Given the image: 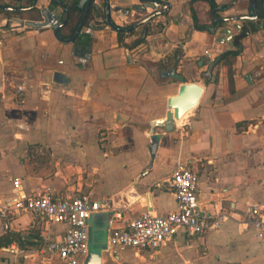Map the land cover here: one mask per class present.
<instances>
[{
	"label": "crops",
	"instance_id": "crops-1",
	"mask_svg": "<svg viewBox=\"0 0 264 264\" xmlns=\"http://www.w3.org/2000/svg\"><path fill=\"white\" fill-rule=\"evenodd\" d=\"M62 1L71 9L64 39L52 26L29 24L48 7L65 19L52 0L0 8V205L21 191L85 193L109 208L100 212L109 214L108 232L145 212L175 211V192L157 182L188 162L200 176L202 213L228 218L201 236L181 230L155 252L107 247L102 264H264V234L242 225L251 208L264 212V17L238 18L250 14L252 0H214L216 8L209 0H166L167 12L131 31L112 28L106 1L94 0L100 8L93 5L78 35L86 2ZM109 1L121 27L150 13L132 8L140 0ZM217 16L230 20L210 31ZM184 82L204 85L199 104L174 128L154 127ZM67 228L31 212L0 215V264H70L40 248Z\"/></svg>",
	"mask_w": 264,
	"mask_h": 264
},
{
	"label": "built area",
	"instance_id": "built-area-1",
	"mask_svg": "<svg viewBox=\"0 0 264 264\" xmlns=\"http://www.w3.org/2000/svg\"><path fill=\"white\" fill-rule=\"evenodd\" d=\"M163 8H167V5L154 1L149 10L152 13ZM199 181L200 176L190 163L179 164L170 178L157 182L159 188L175 192L177 209L163 215L149 211L121 227L110 225L108 247H131L155 252L172 241L181 230L193 236H201L213 228H219L228 216L202 213ZM15 184L19 186L20 180L16 179ZM108 209L102 201L85 193L64 196L53 191H42L27 195L21 191L15 199L0 205V215L6 218L10 214L31 212L52 222L67 224L68 228L61 239L46 237L40 243V248L50 257L70 264H80L85 262L90 253L92 216ZM113 222L111 220L112 225ZM242 225L264 234V212L251 208Z\"/></svg>",
	"mask_w": 264,
	"mask_h": 264
},
{
	"label": "water",
	"instance_id": "water-1",
	"mask_svg": "<svg viewBox=\"0 0 264 264\" xmlns=\"http://www.w3.org/2000/svg\"><path fill=\"white\" fill-rule=\"evenodd\" d=\"M56 6H59L60 8H62L64 10V12L66 13V17L64 20H61L59 12L56 8H45L44 10H42V15H43V20H33V21H29V24L31 26H34L36 28L39 27H46V26H52L54 27L56 34L62 38V33H61V29L63 28V26H65L67 24V22L70 19L71 16V9L70 7L65 4L62 0H52ZM86 2V6H85V10L83 13V16L81 18L80 24L77 28L76 34L78 35L80 33V31L82 30L85 22L87 21L90 12L92 11V7H93V1L94 0H84ZM106 1V7L105 10L103 12V16H104V20L114 29L116 30H121V31H131L133 29H135L137 26L149 21L150 19L164 13L167 12L169 10L170 4L168 1L166 0H140L142 2L141 6L138 5H132V8L134 9H139V10H143L144 12H147L148 9L152 6V3L154 1H159L162 4L167 5V8H163L160 10H157L155 12L149 13L147 14V16H145L144 18L138 20L137 22H135V24H133L130 27H121L119 25H117L113 18H112V9H111V4L109 0H105ZM38 0H34L32 6L30 7H14V6H8V5H4L0 2V8L3 9H8V10H13V11H18V10H27V9H31L34 8L37 4ZM94 7L96 9L100 8L99 5L95 4ZM117 10V9H116ZM98 16H102V13L97 14ZM239 19H250L253 21H256L259 19V7L257 4V0H252V4H251V9H250V14L247 15H241L238 17ZM217 20H220L222 22H226L228 20H230V18L228 17H220L217 16ZM234 28L237 29H241L242 25L239 23H235L234 24ZM225 32L226 34H228L229 36L225 39L230 40L231 38H233L234 36V31L227 27L225 28ZM56 76V81L58 82H65L64 80V74L61 72H56L55 74ZM204 85L197 83V82H184L182 84L179 85V90L178 93L171 96L168 99V112L166 117L164 118H160L158 120H156L153 123V126H157V125H165L167 129H172L175 127L176 121L180 120L183 116H185L188 112H190L191 110H193L195 107H197V105L200 102V99L202 97V94L204 92ZM154 127L153 130L151 132V144L149 145V150L151 153L152 158L155 157L157 149H158V145H159V141H160V135L158 133H154ZM108 218H109V214L107 212H102V213H96L92 216L91 218V223L95 220L98 221L99 223H95V226L91 225L90 228V253L87 257V259L85 260L84 264H102V250L106 249L108 247V232H107V225H108ZM95 239H101L100 241L94 243Z\"/></svg>",
	"mask_w": 264,
	"mask_h": 264
},
{
	"label": "trees",
	"instance_id": "trees-1",
	"mask_svg": "<svg viewBox=\"0 0 264 264\" xmlns=\"http://www.w3.org/2000/svg\"><path fill=\"white\" fill-rule=\"evenodd\" d=\"M210 3L212 4V6L214 8H216L218 5L215 3L214 0H209ZM263 0H258L257 3H258V7H259V17L263 18L264 17V7H260L261 4H262ZM224 22L220 21V20H216L213 27L212 26H208L206 27L207 29H209L210 31H215V27L219 26V25H222ZM239 48H241V46H239ZM240 51V49L238 50H234V51H230L229 53H238Z\"/></svg>",
	"mask_w": 264,
	"mask_h": 264
}]
</instances>
